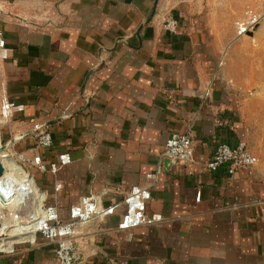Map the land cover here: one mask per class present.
<instances>
[{"label":"crops","instance_id":"1","mask_svg":"<svg viewBox=\"0 0 264 264\" xmlns=\"http://www.w3.org/2000/svg\"><path fill=\"white\" fill-rule=\"evenodd\" d=\"M224 1L0 0L4 95L25 105L17 114L24 121L15 119L16 148L34 152L31 129L47 124L53 145L35 151L52 160L71 155L59 171L63 214L86 194L106 190L104 203L120 199L159 171L150 222L132 229L111 216L88 223L79 264H264V176L254 166L232 176L228 166L207 167L218 141L241 142L218 76ZM167 11L180 19L177 33L159 23ZM262 15L248 11L237 32ZM173 132L193 134L195 162L160 159ZM9 138L4 126L0 141ZM38 179L39 196L18 205L24 216L56 201L51 177ZM9 231L0 238V264H55L50 240Z\"/></svg>","mask_w":264,"mask_h":264},{"label":"built area","instance_id":"2","mask_svg":"<svg viewBox=\"0 0 264 264\" xmlns=\"http://www.w3.org/2000/svg\"><path fill=\"white\" fill-rule=\"evenodd\" d=\"M255 21L256 19L249 18L242 25L240 33L253 30ZM159 23L172 33H177L181 27L180 19L172 11L165 12ZM7 56L6 41L0 30V131L6 126L10 133L8 140L4 143L0 141V160L4 169L0 182L6 183L14 191L13 196L7 197L6 193L0 190V223L4 228L16 229L20 233H40L50 240L53 244L55 264H79L77 251L83 247L82 230L88 223L111 216L119 219L120 229H132L150 222L146 212L147 201L152 199L151 187L157 182L159 171L144 175L143 182L123 191L120 199L110 203H104L103 194L106 190L101 194L83 195L77 202L68 206L64 215L57 202L65 187V179L59 175V171L71 163L72 157L68 152H61L52 160L44 158L40 150L35 151L41 147L50 149L53 145V134L47 124H35L31 129L34 152L19 151L16 148L22 135L18 134L15 119L24 121L23 118L17 117V114L24 111L25 105L9 100L4 95L2 81L5 73L2 70V61ZM195 153L196 143L192 133L173 132L165 143L160 159L167 158L173 163L190 164L195 162ZM254 164L255 157L243 142L231 145L218 141L214 153L207 161L210 172L217 173L221 167L228 166L231 176L239 169ZM39 173L51 177V191L56 201L24 216L18 205L25 196L18 197L17 189L31 187L32 191L26 198H37L40 190L36 188L34 177ZM42 194L43 198L44 193Z\"/></svg>","mask_w":264,"mask_h":264},{"label":"rangeland","instance_id":"3","mask_svg":"<svg viewBox=\"0 0 264 264\" xmlns=\"http://www.w3.org/2000/svg\"><path fill=\"white\" fill-rule=\"evenodd\" d=\"M247 0H225L218 14L219 38L225 44L218 76L230 101L231 119H236L243 142L255 157L254 168L264 176V15L254 27L253 37L239 34L237 26L248 11L264 12V7ZM261 10H260V8ZM36 187H41L38 174Z\"/></svg>","mask_w":264,"mask_h":264},{"label":"water","instance_id":"4","mask_svg":"<svg viewBox=\"0 0 264 264\" xmlns=\"http://www.w3.org/2000/svg\"><path fill=\"white\" fill-rule=\"evenodd\" d=\"M256 33V31H248L246 34L253 37L254 34ZM170 161H166V163H168ZM3 173H4V169H3V165H2V162L0 160V178L3 176ZM0 190L3 192V193H6V196L7 197H11L14 195V191L8 187V185L6 183H1L0 182ZM4 226L0 223V238L4 236Z\"/></svg>","mask_w":264,"mask_h":264},{"label":"bare ground","instance_id":"5","mask_svg":"<svg viewBox=\"0 0 264 264\" xmlns=\"http://www.w3.org/2000/svg\"><path fill=\"white\" fill-rule=\"evenodd\" d=\"M32 191V189H31V187H30V189L28 188L27 189V187H26V189H17V196L18 197H22V196H25V198L27 197V195H30V192ZM26 193V194H25ZM16 197V196H15ZM14 199V198H13ZM13 231H17V230H15V229H12V231H9V233L11 234V236L14 234V233H12Z\"/></svg>","mask_w":264,"mask_h":264}]
</instances>
